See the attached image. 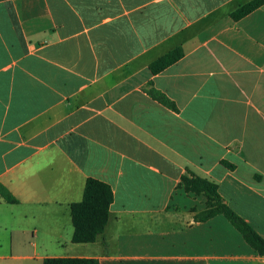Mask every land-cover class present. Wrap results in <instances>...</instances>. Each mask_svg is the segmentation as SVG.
<instances>
[{
    "label": "crops",
    "instance_id": "0c3cea01",
    "mask_svg": "<svg viewBox=\"0 0 264 264\" xmlns=\"http://www.w3.org/2000/svg\"><path fill=\"white\" fill-rule=\"evenodd\" d=\"M250 1L0 0V264H264L181 187L215 183L264 240V5L231 18ZM87 179L113 201L73 244Z\"/></svg>",
    "mask_w": 264,
    "mask_h": 264
},
{
    "label": "trees",
    "instance_id": "16d2710c",
    "mask_svg": "<svg viewBox=\"0 0 264 264\" xmlns=\"http://www.w3.org/2000/svg\"><path fill=\"white\" fill-rule=\"evenodd\" d=\"M264 5V0H252L239 7L231 14L233 20H238ZM180 48L174 49L158 58L148 66V71L155 75L162 72L182 58ZM156 99L165 106H171L166 97L158 92ZM228 169L233 166L222 162ZM181 187L187 193L204 197V209L195 215V220L202 222L217 215L223 216L231 226L241 235L245 243L257 254L264 258V240L241 219L230 207H228L217 191V185L205 178L195 175L181 177ZM0 196L7 203L15 204L16 200L0 185ZM113 201L110 187L98 180L87 179L85 182L82 199L70 206V218L72 225L71 243H93L97 236L103 233L109 216V206ZM42 264H98L95 259L78 258H47Z\"/></svg>",
    "mask_w": 264,
    "mask_h": 264
}]
</instances>
